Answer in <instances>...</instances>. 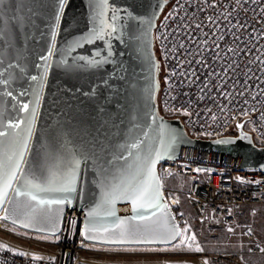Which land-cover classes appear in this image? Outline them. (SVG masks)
Wrapping results in <instances>:
<instances>
[{
    "label": "water",
    "instance_id": "95a60500",
    "mask_svg": "<svg viewBox=\"0 0 264 264\" xmlns=\"http://www.w3.org/2000/svg\"><path fill=\"white\" fill-rule=\"evenodd\" d=\"M170 1L108 0L105 14L99 16V0H65L63 9L59 0H0V79L8 82L0 84V132L5 133L0 137V154L6 158L19 151L26 121L31 119L32 135L21 164L26 179L43 185L51 165L59 164V171L66 172L73 158L80 161L75 191L39 194L45 199L67 196L71 203L66 200L59 206L62 211L57 214V206L52 205L51 213L34 217V202L27 196L16 197L9 189L0 203L3 219L23 229L55 235L65 212L76 210L77 216L83 214L81 233L86 227L115 232L120 221L137 233L122 242L118 235L107 240L82 235L87 241L171 245L177 241L179 229L162 199L159 163L172 160L205 169L264 171V146L253 143L242 123L237 125V136L203 140L190 137L178 119L159 115V65L153 32ZM101 21L113 28H104L103 39H92V33L102 27ZM88 60L100 63L89 67ZM24 104L30 106L27 112L22 109ZM15 123L20 127H9ZM134 143L139 147L132 148ZM157 150H161V158L153 169L156 190L145 203L162 207L136 211L130 197L105 204L107 192L116 189L118 195L149 179L148 158ZM14 187L24 191V182L15 181ZM109 211L114 215H108ZM92 212L97 214L89 215ZM138 216L144 219H133ZM173 228L176 239L171 240Z\"/></svg>",
    "mask_w": 264,
    "mask_h": 264
},
{
    "label": "built area",
    "instance_id": "2783aa9c",
    "mask_svg": "<svg viewBox=\"0 0 264 264\" xmlns=\"http://www.w3.org/2000/svg\"><path fill=\"white\" fill-rule=\"evenodd\" d=\"M153 43L159 115L178 119L190 137L203 140L237 136L242 123L253 143L264 146V0H171L157 19ZM157 170L162 199L179 229L177 241L188 218L167 186L174 178L187 180V201L200 221L229 222L244 207L264 206V171L259 169H205L165 160ZM82 222V213L66 211L59 233L48 235L15 226L0 213V264H77L80 254L92 259L182 254L106 252L100 248L104 244L82 237ZM243 228L249 252L263 253L264 238L248 225ZM206 258L211 264H243L230 253L210 252Z\"/></svg>",
    "mask_w": 264,
    "mask_h": 264
},
{
    "label": "snow or ice",
    "instance_id": "6c2138e0",
    "mask_svg": "<svg viewBox=\"0 0 264 264\" xmlns=\"http://www.w3.org/2000/svg\"><path fill=\"white\" fill-rule=\"evenodd\" d=\"M60 8L63 9L65 0H59ZM108 6V0H99L97 7L99 8V16H103L105 14V11L107 10ZM115 15L113 16V19H115ZM59 19V17H57ZM102 27L99 31H94L92 33V39H103L104 37V28H113V25L107 24L104 21H101ZM53 38L55 37V32L52 33ZM91 42V39L88 41ZM46 59V58H42ZM84 59V58H81ZM100 63V61L97 60H88L87 65L89 67H93ZM2 75V74H0ZM36 77H32V80H36ZM8 82L0 79V84H7ZM8 96H12L11 92L7 93ZM35 102H39V96L37 95L35 98ZM29 104H24L22 106V109L24 111L29 110ZM31 113L34 117L36 114V106L35 104L31 107ZM21 123H24L22 121ZM27 127L24 129V134L22 137L21 146L19 148V151H12L10 154L6 156V158L3 157L2 154H0V203H3L4 199L8 197L9 189H12L16 197H19L21 195L27 196L30 201L34 202L33 207V215L35 217L36 214L40 213H51L52 205H56L57 214L62 211V209L59 207L63 205L66 200L70 204L71 201L68 200L67 196L61 199H45L41 198L39 195L40 193H72L75 191L74 188V182H75V171L79 167L80 161L73 158L69 165V170L66 172H60L59 171V164H53L49 168V177L45 184H39L34 182L33 180L26 179L23 175V169L21 167L22 161L25 157V152L27 151L29 147V141L32 135V121L31 119H28L26 121ZM239 126V125H238ZM9 127L11 128H19L20 123L10 124ZM5 135L4 132H0V137H3ZM19 135V134H17ZM174 141V137L172 138ZM217 143H229V141H217ZM132 148H138L139 145L132 144ZM163 151H167V148L163 149ZM161 158V150H157L154 157L148 158V176L149 179L145 181L144 183L137 184L134 186H130L128 188H125L123 191L119 192L117 195V190L113 189L110 192H107L105 194V204L111 205L115 203L116 198L124 197V198H131L133 209L136 211L143 210L145 208H151L153 206L160 208L162 205L154 204V203H145V201L151 199L153 192L156 190V177L153 174V169L155 166V163L158 159ZM264 167V166H262ZM197 171H203V169H197ZM211 171V170H209ZM20 173V175H18ZM15 181H23L24 182V191H21L18 187H14ZM159 197L157 196L156 199ZM97 213L92 212L89 213V215H96ZM108 215H114V211H109L107 213ZM6 218V217H5ZM133 219H141L143 220V216L133 217ZM73 223H75L73 221ZM27 226V225H26ZM53 231H56L55 225H53L52 228ZM229 231H232V229H229ZM89 233H96V235H90ZM81 235L85 236L89 240H107L111 238L112 236L118 235L120 241L129 240L132 239L137 235V233L127 225L126 221H120L117 225H115V232L110 231L107 228H104L103 230L96 229V228H85ZM169 239L174 240L176 239V233L175 229L173 228L171 232L169 233ZM192 239H195L192 237ZM188 250H194V251H201V249L197 246L195 249H191V247H188ZM204 264H208V261L206 260Z\"/></svg>",
    "mask_w": 264,
    "mask_h": 264
},
{
    "label": "rangeland",
    "instance_id": "374dc122",
    "mask_svg": "<svg viewBox=\"0 0 264 264\" xmlns=\"http://www.w3.org/2000/svg\"><path fill=\"white\" fill-rule=\"evenodd\" d=\"M167 186L175 190V201L188 218L179 241H176L171 246L162 247L155 245H105L104 247L100 246V248L106 252L119 250L138 252L175 251L182 253L181 255L168 257L129 255L123 257L109 254L92 259L89 254H80L82 260L80 259L77 264H204L207 260L206 254L210 252L235 254L241 259L243 264H264V252L261 254L250 253L248 250L249 244L243 235L245 229L243 225H248L258 238H264V206L244 207L229 222L213 219L200 221L195 217L193 209L187 201V180L174 178L167 183ZM229 229H232V231H229ZM0 237H3L1 233ZM192 237L195 239H192ZM189 246L191 249H195L198 246L201 251L188 250ZM89 259L93 263H90ZM208 264L211 263L208 261Z\"/></svg>",
    "mask_w": 264,
    "mask_h": 264
},
{
    "label": "crops",
    "instance_id": "0c3cea01",
    "mask_svg": "<svg viewBox=\"0 0 264 264\" xmlns=\"http://www.w3.org/2000/svg\"><path fill=\"white\" fill-rule=\"evenodd\" d=\"M173 244H175V243H173ZM173 244H171V245H173ZM171 245H169V246H171Z\"/></svg>",
    "mask_w": 264,
    "mask_h": 264
}]
</instances>
